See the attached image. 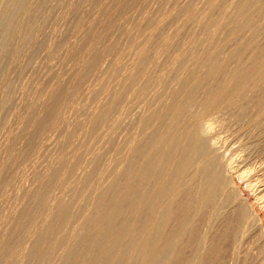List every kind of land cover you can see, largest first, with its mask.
I'll return each instance as SVG.
<instances>
[{"label": "bare ground", "instance_id": "bare-ground-1", "mask_svg": "<svg viewBox=\"0 0 264 264\" xmlns=\"http://www.w3.org/2000/svg\"><path fill=\"white\" fill-rule=\"evenodd\" d=\"M43 1L48 2H45V4ZM50 1L53 2L54 0ZM77 1L76 3H78ZM189 1L185 5L182 3L184 7L178 6L179 9L182 8L181 11L187 14V17L186 14L183 15V12H178L179 10L176 7L178 10H176L178 13L176 15H183L186 18L180 17L185 21L184 25L188 26L193 23L195 26H191L193 28L196 27L194 32L187 33V40L184 36L185 32L189 28L191 30L192 27L189 26L187 29L185 26L180 25L181 22L176 25L179 29H172L173 33H171L172 30L170 29L173 40H167L166 29L165 33H161L162 35L165 34L166 39L163 38L164 36L162 37L160 32H162L163 28L168 29V27H165L168 18H166L167 21L164 23L166 19L164 20L162 17H164L163 14H166V12L163 13L160 10H164L161 7L164 8L166 3L161 2L163 5H159L161 9L159 10L157 7V11H152L155 14L160 12V15H162L160 18L163 19H158L156 16L154 20L156 22L163 21V23L161 22L162 24L154 26L156 30H159L156 35L148 33L150 35L148 37L144 34L148 29L147 27H149L147 25L151 26L156 23L153 21L151 23L149 19H153L149 18V13L148 17L146 16L149 18L148 20L146 19L149 22H146V31H144V24H146L144 16V20L142 19L144 24L141 23L142 26L144 25V32L141 26L140 29H137V24L140 22L135 23V27L133 26L138 32L130 29L134 33H140L139 31H141L145 38L147 36L145 41H143V38L141 40L143 36L140 35L139 37V34L138 36L134 34L136 38L138 37L144 43H140L143 44L142 48L141 45L134 48L136 51L139 48L141 49L136 53L137 55L135 54L136 62H134L135 65H132L134 66L132 67L133 69L129 68L131 71L126 72L127 74L124 76L122 75L124 74L125 66H123L124 69L119 66L121 70L116 69L115 72H112L115 69L114 65H112L114 68L107 67L104 70L107 73L106 76L110 78H113L111 77L112 74L118 71H120L118 74L116 73L118 76L121 71L123 74L119 77V79H122H118L120 83H117L118 85L115 84L117 88L115 89L113 86L114 92L108 93L109 95L107 94L105 97L102 95L105 99L98 103L95 112L91 113V117L88 116L90 119L86 117V119H89V124L86 123L88 126L84 128L85 131L88 130L85 133L89 135L90 140L94 139L95 141L93 136L98 137L99 133L106 132L109 129V132H107L110 134V131L114 130L111 129L113 124L122 123L125 119L122 118L124 117L123 111L126 109L124 108L122 111L121 105L128 102H123L125 98L131 100L130 96L128 98L127 93L130 94L132 90V97L133 93L134 97L135 94H142L143 96V93L144 95L147 93L145 92L146 89L150 94L152 93L150 88L154 87L153 94L149 95L152 97L150 104L147 99H145L147 102L141 100L140 97L142 96L139 97L138 95L139 98L136 97L140 101L148 103V105L145 104L147 110H143L144 113L142 111V114H138L139 116L135 114L137 117L133 114L136 121L133 119L135 122L130 123L129 126L131 127L128 126L129 129L132 127L136 129L137 127L138 132H136L137 130L135 132L138 133V136H128L129 138L126 142H117V145L120 142L125 143L123 144V150L117 152L122 148V145L119 144L120 148L114 151L117 152L118 156L113 153L111 157H114V155L116 157L110 158L109 156L110 160L106 159V163H103L104 161L102 160L105 159L104 156L102 157V154L96 150V152L89 153L87 148H85V152L82 151L84 146H81L83 149L79 151L78 147L77 149H72L70 144L68 151H66V148L61 150L63 152H59V154L56 151L55 155L57 154V157H55L56 159L54 158L53 163L50 162L45 164L44 167L41 166L43 167L42 169L39 166L40 170L38 169L42 151H45L48 147L50 148L51 141L55 142V136H59L57 132L60 129L64 128V131L68 129L65 130L67 126H63L72 117L66 116V118L65 113L69 111L73 113L74 109L77 108L74 103L76 105L80 104V102H76L78 101V94L79 97L82 94L79 91L84 88L83 86L86 88V81L92 80L95 70L96 72L99 70H97L96 66L101 56L103 54L106 56L105 53L111 50L110 48L108 51L111 45V42H109L111 38L106 36L107 28L112 24H117L119 21L115 23V20H118V16H121L129 7L132 9L131 5L135 6L134 0H119L114 3L115 5H112L109 0H106L103 5L100 2L98 3L102 7L101 5H99L100 8L96 7L97 11L94 10L96 12L86 19L85 25H82L84 27L80 25L81 32H79L80 27H78L79 30L77 32L79 34L73 32V35H75L73 42L69 44L70 40L66 39L69 45L65 43L67 45L64 46L63 44L64 47L60 50L61 52L63 50V55H59V57L62 55V60L59 58L57 61L60 62H56L59 63L60 67L58 68H61L63 73H60L59 69H56L59 71L53 70L55 68L53 64L50 62L47 64L45 59L51 58L52 61V58H56L55 55L56 53L58 54L62 44L60 39L65 34L61 33L62 31L57 33L55 39L52 42L50 41V43L46 41L44 46L41 42L42 45H40L45 50V53L43 50L42 52L45 55L44 61H46L48 70H43L45 73L42 71L44 74L41 73L40 81H29V85L19 88V99H17L19 100V105L17 104L19 107L13 110V114L8 111L15 119L18 118L15 120L18 121L15 123L16 132H13L15 128L12 129L14 134L10 133V135H7L4 138L5 141L2 140L4 143L0 147V264H238V261L242 260L241 258L247 257L246 253H250L251 249L249 250L248 248L251 245L248 246L247 242L252 237L253 228L255 229L253 225L258 221L255 220L256 222L254 221L252 224L251 218L253 216L249 215V212L245 210H248V208L243 209V204L241 205L243 208L239 205L241 202L236 204L238 196L235 197L236 192L233 193V188L231 189L228 183V174L230 175L228 170L233 162L224 160L220 155L221 151L217 150V145L215 146V143L211 141L212 124L214 123L211 117L225 114L226 111L227 113L229 111V114H232L233 122L235 121L234 123L237 124L240 118L249 116V114L250 116L252 115L251 120L248 119L250 126H248L249 124L247 126L250 129H254V127L258 129L259 127L258 133L262 135V140H260V144L257 147L264 145V120L259 114L260 111H264V0H206V6L204 5L205 2H203L205 8L201 9L203 12L200 11L202 13L199 12V15L198 9L196 8L197 11H195L193 8L196 6V1H194V6ZM0 2V83L6 84L5 81L10 79V74L13 75V72L18 71V68L19 74L25 70V66L21 67V65L28 62L25 55L28 54V48H32L33 40H36V37L30 34L32 33L30 29L33 27L31 24L40 13L38 6L40 10L44 9V5H47L49 0H0ZM39 2L44 3H42V7L39 4L37 6ZM74 2L72 3L74 4ZM96 2L98 0L93 3ZM156 2L159 3L160 1ZM79 3H81V0ZM197 6L198 8L200 7L198 4ZM169 7L171 8V6ZM152 12L150 11V13ZM167 12L166 17L169 14L171 17L172 12ZM129 13L131 12L129 11ZM45 14L48 13L45 12ZM155 14H151V17H155ZM51 16L53 15L51 14ZM173 18H175L174 14ZM36 19L39 20L40 18ZM61 19H64L63 15ZM120 19H122V23L125 22L123 21V16ZM172 19L169 22L171 21V23L175 24L176 22H173ZM176 19L179 20L178 17ZM58 22L60 23V21ZM129 23L130 21H128ZM171 23H168V26ZM43 24L39 27L43 28ZM141 24H138V27ZM121 25L120 23L118 24L119 27ZM180 26L182 28L185 27L186 31L184 32L185 29H180ZM119 27L116 28L118 29ZM36 28L37 23L36 27L34 26V32L36 33V30L42 31L40 28L39 30ZM154 28L151 30L155 32ZM119 29L121 30L122 28L120 27ZM119 29L115 31L117 34L118 31L120 32ZM130 30L127 32L130 33ZM151 30L149 31L151 32ZM110 32H112L111 28ZM170 33L168 31V35ZM102 35L109 43L108 48L105 44L103 47L99 45L101 44L99 41L103 37ZM112 35H115V33ZM66 36L69 37L68 35L64 37L66 38ZM122 36L124 37L125 35L123 34ZM182 36L184 37L182 38ZM58 37L59 40L57 41ZM45 38L42 41L45 42ZM127 38L123 39H130V37ZM126 40L124 41L126 42ZM40 41L38 39V42ZM117 42L121 43L120 41ZM117 42L112 41V46L114 47V43L118 44ZM181 42L185 43L182 44ZM35 43L36 45H34ZM35 43L33 46L36 47L33 50L39 44ZM126 44L123 43L122 45L125 46ZM177 45L181 49L179 53L175 52ZM121 48L123 49L122 46ZM127 48H132V46L130 47L128 43ZM118 49L117 53L120 52ZM128 49L127 51L123 50L126 53L135 51H128ZM108 54L112 55L113 53ZM115 54L111 56L114 57L113 60H115ZM132 55L134 56V54ZM132 55L131 60H135L132 59ZM31 56L28 57L30 58ZM108 56L107 58L109 59L110 55ZM23 57L26 61L21 64ZM116 57H120L119 53ZM125 58H123V62ZM34 59L37 58L35 57ZM70 59H73V63L67 67V62ZM117 60H120V58ZM112 62L110 61L111 64ZM120 62H122V57ZM120 62L118 65H121ZM124 63L125 65L128 63L127 69L129 66L131 67L129 61ZM54 66L56 65L54 64ZM23 68L24 70H22ZM33 68L31 69L34 70ZM108 68H113L110 70L112 74ZM95 75L97 76V73ZM7 77L9 78L7 79ZM13 78L17 79V77ZM50 79L55 80H52L54 83L51 86L48 82L46 83ZM12 80L10 82L8 80V82L12 84ZM8 82L7 86H10ZM43 82L48 84L49 87H46L48 85L45 86ZM99 83H96L97 87L98 85L101 87V84H103ZM19 86L22 85L19 84ZM105 86L108 85L106 84ZM135 86L138 87L135 89ZM6 87H4L5 89L2 88V90L8 92L9 90ZM155 88L157 89L155 90ZM0 92V96L2 95V98H4L1 89ZM8 94L10 93L8 92ZM84 95V98H86V94ZM88 96L90 95L88 94ZM92 97L94 99V96ZM150 97H148V94L147 97L145 96L148 99ZM2 98L0 99L1 101H3ZM90 100L92 101V99ZM131 101L133 103H126L129 108L131 104L137 105L140 102L136 99L137 103L133 98ZM4 102L8 104L9 108L11 100L7 99L1 102V106L5 105L3 104ZM140 104L142 105L143 102H140ZM139 105L137 108H141V105ZM145 105H143L144 108ZM3 108L5 109V106ZM128 109L126 111L131 112V109ZM121 111L123 112L122 116ZM254 111L258 113L256 112L255 114ZM251 113H254V115ZM207 117H210V119H207ZM75 122L77 126L79 122ZM81 122L83 121L80 120V124ZM12 123L14 122L12 121ZM83 123L82 125L86 126ZM242 123L244 124V122ZM131 124L136 126L134 127ZM76 126L73 125L74 129ZM119 126L122 127L121 124ZM77 127L76 129L78 130ZM249 128L247 131H249ZM74 129L70 130V132L67 131L69 133L67 137L65 133L61 139L57 137L60 140L58 143L63 145V141L61 143L63 136L67 138L66 141L71 139L69 141L71 143L74 140L72 138L77 135V131ZM124 131L127 132L126 129ZM253 131L256 132V130ZM253 131L250 132V135ZM80 132L82 131L80 130ZM128 133H125V135ZM100 135L99 140L101 139ZM252 135L254 136V133ZM260 135H257L259 137L254 136L255 138L252 136V138L259 139ZM102 136L100 141H103L104 135L102 134ZM53 137L55 139H52ZM112 137L105 138L106 140L104 139L103 144L109 147L110 140H113L111 145L114 146L115 141ZM58 143L56 142L55 144ZM59 144L56 146H60ZM95 145L97 144L95 143ZM90 147L91 151L92 147ZM59 148L57 147L60 151L61 148ZM113 148H111L112 151L114 150ZM87 152L89 153L88 155L85 154ZM104 153L105 150L103 151ZM47 154L42 155L47 158ZM227 161H230V164ZM233 164L236 165L235 162ZM231 169L233 170V168ZM243 177L249 179L248 176ZM253 215L255 216V214ZM260 231L262 233L260 235H264L262 230L258 232L260 233ZM258 240V242H261L259 243L260 245L257 248H255L257 245H255L254 249L252 245L251 248L253 251L257 249L256 252L262 255L259 250L261 249L262 251V247H264L263 237L260 236ZM250 241L253 240L251 239ZM253 242L255 243V241ZM245 245L248 246L247 249ZM259 246L262 247L260 248ZM258 248L260 249L258 250ZM247 250H249V253ZM257 255L253 256L257 257ZM260 257L259 255L258 261H260ZM247 260L249 259L247 258ZM242 262L244 263L245 259ZM248 264H252L251 261Z\"/></svg>", "mask_w": 264, "mask_h": 264}, {"label": "rangeland", "instance_id": "rangeland-1", "mask_svg": "<svg viewBox=\"0 0 264 264\" xmlns=\"http://www.w3.org/2000/svg\"><path fill=\"white\" fill-rule=\"evenodd\" d=\"M57 2V4H56V2ZM70 1V2H69ZM67 0V3H66V0H54L53 2H51L50 0H49V3H47V5H44L45 7H43L44 9H41L40 10V8H39V6H38V4L40 5V7H42L43 6V4L45 3V2H48V1H43V2H39V3H37V6H38V9H39V11H40V13H39V11H38V15H37V17L36 18H40L39 20L38 19H36L35 18V20H34V22H32V24L31 25H33V27L30 29V32H34L35 30H33L34 29V26L36 27V23H37V28H38V30H39V28H40V30H42V31H37L36 30V33L34 32L33 34L32 33H30L31 35H33V37H36V40H35V42H37V43H39L37 46V48H35L34 50H37V51H34L33 50V48L34 47H36V46H33V44L35 43L34 42V40H33V43H32V48H28V54H26L25 56L27 57L26 59H28L27 61V63L25 62L26 61V59L23 57L22 59H21V64L23 63V62H25V63H23V65H21V67H24L25 68V70H24V68L22 69V70H24L21 74H19V68L17 69L18 71H14L13 72V75L12 74H10V79L13 81L12 82V84L14 85H12L11 83H9L11 80L10 79H8L9 77H7V79L9 80V82H8V80H6L5 82H6V84L5 83H3V84H5V85H3L2 83H0L1 84V86H2V88L3 89H5L4 87H6L7 86V82H8V84H10V86H7L6 87V89L7 90H9L8 92L10 93V94H8V92L7 91H3L2 90V88H1V86H0V89H1V91H2V94H3V97L4 98H2V95L0 96V99L2 98V100L3 101H6L7 99H10L11 100V102H10V104H9V106L11 107H9L8 108V104H6L5 102L3 103V104H5V105H2L1 106V102H3V101H1L0 100V108H3L4 106H5V109L3 108V109H0V147L2 146V143H4V141H5V139L4 138H6V136L7 135H10V133H15L16 132V128H15V123L16 122H18V121H15V120H17V119H15V117H13V115H10V114H13V110L15 109V108H18L19 106V100H17V99H19V88L21 87H26L27 85H29V81H32V82H37V81H40L41 79V75L42 74H44L45 73V71H43V70H48V68L46 67L47 66V64H48V62H50V63H52L53 64V67H55V68H53V70H56V69H59V70H56V71H59L60 73H63V70H61V68H58V67H60V65H59V63H56V62H60V61H57V60H59V58H61L60 60H62V52H63V50H62V52L60 51L61 49H63V47L64 46H66L68 43L69 44H71L72 42H73V40L75 39L74 37H75V35H73L74 33L76 34V32L79 30V32H81L82 31V29H81V27H84V26H82V25H85V23H86V19H88L91 15H93V13H95L96 11H97V8H100V6L99 5H103L104 4V2L106 1V0H98V2H96V3H93V2H95V1H97V0H81V3H79L80 2V0ZM75 1V2H74ZM76 1L78 2V3H76ZM117 1H119V0H109V2L112 4V5H115L114 3L116 2L117 3ZM121 1V0H120ZM124 1V0H123ZM156 1H160L159 3L158 2H156ZM181 1H183V2H181ZM185 1V2H184ZM189 0H134V4H135V6L134 5H131V8L132 9H130V7H129V9H127L121 16H118V20H115L116 22L115 23H117L118 21V23L117 24H112L111 26H109L108 28H107V32H106V36L108 37V38H111L110 39V41L109 42H111L110 44V46H109V43L106 41L107 39H105V37L103 36L104 35V33H102L103 35V37H101V39H100V41H99V43H101V44H99V45H102V47L104 46V44H105V46H107V48H108V46H109V49H108V51L110 50V48H111V50H110V52H108V53H113L112 55L111 54H108V53H105L106 54V56L103 54L102 56H101V60L99 59L98 60V63H97V72H96V70H95V72H94V74H93V78H92V76H91V78H92V80L90 79V80H87L86 82L87 83H85V85H86V88H85V86H83L82 88V90L81 91H79V93H81L82 92V94H80V97H79V94H78V101H76V102H80V104H78V105H76V103H74L75 104V106L77 107H75V106H73L74 108H76V109H74V112L72 113L71 111H69V112H66L65 113V117L66 116H68V117H72V118H70V120L68 121V123H66L63 127H65V126H67V127H65V130L66 131H64V128L61 130H59L57 133L59 134V136L57 135V133H56V135L57 136H55V138H56V140H55V142L53 141H51V143L53 144H50L51 146H53L52 148H51V146H50V148L48 147V149H46L45 151H42V154L43 155H46L47 153V158H46V156H43L42 154H40L41 156H40V158H39V162H38V169H39V166H40V169H42L43 167H44V165L45 164H47V163H53V161L56 159L55 157H57V154H59V152H63V151H61V150H63L64 148H66V151H68V149H70V147L72 148V149H77V147H78V149H79V151H80V149H85V148H87V151L90 153V152H93V151H97V152H99V153H101L102 154V157L104 156V158L105 159H102L104 162L103 163H106V159H109V156H110V158H115L116 156H118V154H117V152H120L121 150H123V148H124V146H123V144H125V143H121V142H126L127 141V139L131 136V137H137L138 136V133H136V132H138V130H137V127H136V129L134 128L133 129V127L132 128H130L129 129V127H131V126H129L130 125V123H133V122H135L136 121V118L135 117H137V116H135V114H142V113H144V111H146L147 109V107H146V105H148V103H144V101L145 102H147V100H148V102H149V104L152 102V97H150L152 94H153V92H154V87L152 88H150V91L152 92V93H148V90L146 91L145 90V92H147L146 93V95H144V93H143V96H142V94L141 95H139V97L140 96H142V97H140V99L141 100H144V101H140L138 98V95L137 94H135V97H134V93H133V97H132V90H131V92H130V94L129 93H127V96H128V98H129V96H130V98H131V100H132V98H133V100H135L136 101V99L138 100V101H140L141 103L143 102V104L141 105L140 104V102L138 103L137 101V105L136 104H129L130 105V108H129V106L127 105L128 104V102H129V100L130 99H128L127 100V98H125L124 100H123V102H125V101H128V102H126L125 104L128 106V108H127V106L123 103H121L122 105H121V110L123 111L124 110V108L127 110H130L131 109V112H129V111H126V110H124L123 112H124V114H123V112L121 111V116H122V114H123V116L124 117H122L123 119H121V120H123L122 121V123L120 122V123H118L117 125H115V124H113L112 125V127H111V129H114L113 131H110V134L108 133L109 132V130H107L106 132H103V133H99V134H101L100 136H101V139H102V134L104 135V138H103V141H100L98 138H99V134L97 135L98 137H94L93 136V138H95V141H94V139H92V140H90L91 138H89V135L88 134H86L85 132L86 131H88V130H86L85 131V128L88 126L87 124H89L88 123V121H89V119H90V115H91V113L93 114L94 112H95V110H96V108H97V105H98V103L99 102H101V101H103L105 98H103V97H105V95H107L108 93L109 94H111V92H114V90L117 88V85L120 83V82H118L119 80H121L122 78H120L119 79V77H120V75L121 74H123L122 73V71H121V74L119 73V76L117 75L118 74V72H120V71H118V72H116V73H113L112 74V72H115L116 71V69L117 70H121L122 68H123V66H125V69L123 70L124 71V74L122 75V76H124L125 74H127L128 72H130L131 71V69H129V68H132V67H134V66H132V65H135V63L134 62H136V58H134L135 57V54L137 53V52H139L140 51V49L142 48V46H143V44H140V43H144L143 41H145V39L147 38V36L149 37L150 35H148V33L149 34H152V35H156L157 33H158V29L156 30V28H154V26H157V25H159V24H162L163 23V21H158V19H161L160 17H162V15H160V12H166V14H168V12L167 11H169V13H171L172 11H174V12H172V14H171V17L173 18V14L175 15V18L176 17H178L179 18V20L178 19H176L175 20V18H171L170 17V14L169 15H167V17H166V14L164 13H161V14H163L164 15V17H162L164 20L166 19V18H168V21H167V19L164 21V23L167 21V23H165L166 25H165V27H168V29L167 28H163L162 29V32H160V34L162 33H165L166 31H167V33H165V34H167L168 35V31H169V33L171 32V30L173 29V30H175V28L176 29H179L176 25H179V23H180V25L181 26H185L184 25V20L183 19H181L182 17L181 16H183V15H185L186 13L185 12H183V11H181L182 10V8H180L179 9V5H180V7H184L183 6V4L185 5V3H187ZM193 1V2H192ZM194 1H196L195 3H194ZM202 1V2H201ZM51 2V3H50ZM61 2V3H60ZM69 2V3H68ZM72 2H74V4L72 3ZM92 2V3H91ZM101 3V4H99L98 5V3ZM103 2V3H102ZM137 2V3H136ZM145 2V3H144ZM148 2H149V4H148ZM166 3V4H164V8L163 7H161V6H163L162 5V3ZM178 2V3H177ZM190 3H191V5H193L194 6V4L196 5L195 7H193L194 9H195V11H197V9H198V15L200 14V13H202L203 12V10H201V9H204L205 8V6H206V0H190L189 1ZM198 2V3H197ZM203 2H205V6H203ZM43 3V4H42ZM71 3V4H70ZM90 3V4H89ZM132 3V4H133ZM143 3V4H142ZM177 3V4H176ZM183 3V4H182ZM193 3V4H192ZM0 4H1V2H0ZM46 4V3H45ZM49 4H50V6H49ZM68 4H70V5H68ZM78 4V5H77ZM80 4V5H79ZM84 4V5H83ZM93 4V5H92ZM161 4V6H159ZM170 4V5H169ZM197 4L200 6V7H203V8H198V6H197ZM42 5V6H41ZM53 5V6H52ZM97 5V6H96ZM102 5H101V7H102ZM49 6V7H48ZM60 6V7H59ZM65 6H68V7H65ZM76 6H78V7H76ZM82 8H81V7ZM152 6V7H151ZM169 6H171V8L169 7ZM51 7V8H50ZM61 7H62V9H61ZM97 7V8H96ZM142 7V8H141ZM159 7H161L162 9H164L163 11L162 10H160L161 8H159V10H160V12H159V14H158V12H156V14H155V12H152V11H157V9ZM173 7V8H172ZM176 7H177V9L179 10H177L176 9ZM66 8V9H65ZM76 8V9H75ZM84 8V9H83ZM88 8V9H87ZM91 8V9H90ZM96 8V9H95ZM141 10H140V9ZM154 8H156V9H154ZM171 9V11H170V9ZM197 8V9H196ZM37 9V10H38ZM49 9V10H48ZM80 9H82V10H84L83 12L80 10ZM90 9V10H89ZM92 9H93V12H92ZM135 11H134V10ZM200 9V10H199ZM66 10V11H65ZM70 10V11H69ZM71 10H73L72 11V13H71ZM76 12H75V11ZM88 11V12H86V11ZM94 10H96L95 12H94ZM178 12H183V13H181V14H183V15H180V13H179V15L180 16H178V15H176V14H178L177 13V11ZM44 12V14H43V12ZM78 11V12H77ZM91 11V12H90ZM129 11L131 12V13H129ZM149 11V12H148ZM150 11L152 12V13H150ZM200 11H202V12H200ZM45 12H47L48 14H45ZM65 14H64V13ZM75 12V13H74ZM129 13V16H128V13ZM136 12V13H135ZM176 12V13H175ZM200 12V13H199ZM75 15H74V14ZM78 13V14H77ZM86 13H87V15H86ZM92 13V14H91ZM139 13V14H138ZM148 13H149V18H152L153 20H151V19H149V18H147L148 17ZM153 13L155 14V17L153 18V17H151V14L153 15ZM51 14L53 15V16H51ZM70 14V15H69ZM85 14V16H83ZM144 14V15H143ZM43 15V16H42ZM48 15V16H47ZM55 15V16H54ZM57 15H58V17H57ZM60 15H61V17H60ZM62 15H63V18L64 19H61L62 18ZM66 15V16H65ZM132 15V16H131ZM158 15H160V16H158ZM46 16V17H45ZM70 16V17H69ZM79 16V17H78ZM80 16H82V17H80ZM123 16V21H125L124 23L126 24V26H125V24L124 23H122V19H120L121 17ZM143 16H144V19L146 20H150L151 21V23H152V21L153 22H156V21H154L155 20V18H156V16H157V18L158 19H156L158 22H156V23H153L151 26L150 25H147V23L146 22H148L147 20L145 21L144 19H143ZM147 16V17H146ZM45 17V18H44ZM52 17V18H51ZM128 17H129V20H128ZM141 17V18H140ZM172 19V21L174 22H176L175 24L174 23H171V21L169 22V20H171L170 18ZM181 17V18H180ZM184 17V16H183ZM186 17H187V14H186ZM44 18V19H43ZM50 20H49V19ZM58 18V19H57ZM126 20H125V19ZM137 18V19H136ZM185 18V17H184ZM48 19V20H47ZM53 19H54V21H53ZM56 19V20H55ZM67 19V20H66ZM143 19L144 20V22L146 23V24H144V23H142L143 22V20L141 21V20ZM163 19H161V20H163ZM186 19V18H185ZM46 20V21H45ZM85 20V21H84ZM120 20H121V22H120ZM130 21V23L128 24V21ZM140 20V21H139ZM182 20H183V22H182ZM58 21H60V23L58 22ZM65 21V22H64ZM83 21H84V24H83ZM135 21V22H134ZM45 23L46 24V26H45V24H43V23ZM49 22V23H48ZM53 22V23H52ZM58 22V23H57ZM127 22V23H126ZM138 22H140V23H138ZM162 22V23H161ZM178 22V23H177ZM43 24V28H44V30H43V28L42 27H39L41 24ZM51 23V24H50ZM65 23V24H64ZM73 23V24H72ZM79 23V24H78ZM82 23V24H81ZM120 23V25H121V23H122V25L120 26L122 29L120 30L119 28V26H118V24ZM135 23H138V24H144L145 25V29L143 28V26H142V24L141 25H139V27H138V24H137V29L139 28L140 29V26H141V29H142V31H143V29H144V31H146V27L147 26H149L150 27V29H149V27H147L148 29H147V34H146V32H144V34L145 35H147L146 36V38L144 37L145 35H142L143 33L141 32V31H139L140 33H134L135 31L136 32H138L137 31V29L136 28H134L135 26H136V24ZM149 23V22H148ZM150 23V24H151ZM168 23H171V24H169V26H168ZM35 24V25H34ZM40 24V25H39ZM60 24V25H59ZM75 24H77V25H75ZM133 24V25H132ZM156 24V25H155ZM174 24V25H173ZM48 25H49V27H48ZM52 27H51V26ZM56 25V26H55ZM64 25V26H63ZM68 25V26H67ZM80 25H81V27H80ZM147 25V26H146ZM172 25V26H171ZM188 25V24H187ZM191 25H194L193 23H190L188 26H185L187 29L189 28V26H191ZM45 26V27H44ZM132 26V27H131ZM134 26V27H133ZM180 26V29H185L184 30V32L186 31V28L185 27H181ZM195 26V25H194ZM57 27H59V28H57ZM71 29H70V28ZM78 27H80L79 29H78ZM116 27H119L118 29L120 30V32L118 31V34H117V32H115V31H117L118 29L116 28ZM125 27H126V30H125ZM128 27V28H127ZM154 28L156 31V33L154 32V31H152L153 29L152 28ZM163 27H164V25H163ZM170 27V28H169ZM174 27V28H173ZM192 27V26H191ZM36 28V29H37ZM42 28V29H41ZM48 28V29H47ZM110 28H111V31L112 32H110ZM116 28V29H115ZM124 28V29H123ZM196 27H192L191 28V30H190V28L185 32L186 34L184 35L185 36V38L188 36L187 35V33L188 32H194V29H195ZM51 29V30H50ZM77 29V30H76ZM133 30V31H131V30ZM136 29V30H135ZM152 29V30H151ZM165 29H166V31H165ZM171 29V30H170ZM48 30H49V32H48ZM69 30V31H68ZM130 30V33L129 32H127V31H129ZM149 30H151V32L149 31ZM173 30H172V32L171 33H173ZM190 30V31H189ZM47 31V32H46ZM55 31V32H54ZM56 31H58V32H56ZM62 31V32H61ZM149 31V32H148ZM164 31V32H163ZM196 31V30H195ZM51 32V33H50ZM63 33V34H65V35H68L69 37H67L66 36V38L64 37V36H62L61 38L62 39H60L61 41H62V44L60 45V48H59V51H58V54L56 53V55H55V57L56 58H52V61H51V58L48 60L47 58L45 59V55H43L45 52V50H44V43H46V41L47 42H49L50 43V41L52 42L54 39H55V37L57 36L56 34L57 33ZM74 32V33H73ZM79 32H77L78 34H79ZM115 33V35H112V34H114ZM133 32V33H132ZM152 32H154V33H152ZM44 33V34H43ZM67 33V34H66ZM111 33V35H112V37H110L111 35H109ZM170 33V35H166V38H167V40H170V39H172L173 40V36H172V34ZM35 34H37V35H35ZM40 34V35H39ZM72 34V35H71ZM119 34H124L125 36H127L128 38L130 37V41H132V42H130L129 40H126V39H123V38H127V37H123L122 35H119ZM134 34H137V36H138V34H139V37H140V35L141 36H143V37H141V40H143L142 42H141V40L140 39H138V37L136 38V35H134ZM161 34V35H162ZM164 34V35H165ZM190 34V33H189ZM42 35H43V37H42ZM46 35V36H45ZM151 35V36H152ZM164 35H162V37L164 36ZM187 35V36H186ZM73 36V37H72ZM116 36V37H115ZM170 36H172V37H170ZM184 36H182V38L184 37ZM42 37V38H41ZM46 37V38H45ZM52 37V38H51ZM116 39H115V38ZM118 37H120L121 38V40H119V39H117ZM44 38H45V42L44 41H42V40H44ZM50 38V39H49ZM102 38H104V39H102ZM113 38H114V40H113ZM127 38V39H128ZM143 38V39H142ZM163 38H165V36L163 37ZM165 38V39H166ZM169 38V39H168ZM38 39H39V41L40 42H38ZM47 39V40H46ZM66 39H68V40H70V42H68L67 43V41L68 40H66ZM123 39V40H122ZM188 38H186V40H187ZM59 40V37H58V39H57V41ZM109 40V39H108ZM124 40H126V42L128 41V43L130 44V47L132 46V48H127L128 47V43L126 44V42L124 41ZM135 40V41H134ZM136 40H140L139 42L138 41H136ZM185 40V39H184ZM64 41V42H63ZM103 43H102V42ZM112 41L113 42H117V41H120L122 44L123 43H125L126 45V48L128 49V51H136V49H134V48H136V47H140V45H141V48H137L138 50L134 53H131V52H129L131 55L132 54H134V56L132 55V59H135V60H131V55H127V54H129V53H126V51H127V49L125 48V46L124 45H122L121 43H118V44H115L114 43V47L112 46L113 45V43H112ZM122 41H124V42H122ZM133 41H134V43H133ZM43 43V46H41L42 45V43ZM104 42H106V43H104ZM136 42H138V43H136ZM65 43H67L66 45H65ZM182 44L183 43H185V42H181ZM41 44V45H40ZM63 44H64V46H63ZM68 44V45H69ZM134 44H136V45H133ZM34 45H36V43L34 44ZM39 45H40V47H39ZM46 45V44H45ZM123 47V49H125L126 51L124 52V50L121 48V46ZM185 45V44H184ZM115 46H117V47H115ZM180 46H182V45H180ZM118 47H119V49H118ZM115 48V49H114ZM121 48V49H120ZM40 49V50H39ZM117 49H118V51H120V52H118L119 53V56L120 57H116L117 56ZM177 49H178V51H177ZM31 50H32V52H31ZM42 50H43V52H42ZM176 51V53L178 52H180L179 50H181L180 49V47L178 48V45L176 46V49H175ZM34 51V52H33ZM39 51V52H38ZM30 52V53H29ZM36 52V53H35ZM124 52V53H123ZM174 52V51H173ZM38 53V54H37ZM42 53V54H41ZM116 53V54H115ZM120 53H122V54H120ZM34 56H33V55ZM37 54V55H36ZM40 54V55H39ZM60 54H62L60 57H59V55ZM114 54L116 55L115 56V60H117L118 58H120V60H117L116 62H112V61H115V60H113V58L114 57H111V56H114ZM32 55V56H31ZM108 55H110V58L108 59L107 57H109ZM137 55V54H136ZM28 56H31L30 58L28 57ZM43 56V57H42ZM79 56H80V54H79ZM103 56H105V57H103ZM127 57V58H129V59H127V58H125V57ZM33 57V58H32ZM37 58V59H34V58ZM40 57V58H39ZM121 57H122V62H123V58H125V60L127 59L128 61H129V63L131 64V67L129 66L128 67V69H127V65H128V61L126 60H124V62H126L127 64L125 65V63L123 64L122 62H120L121 61ZM39 58V59H38ZM105 58V59H104ZM33 59V60H32ZM43 59V60H42ZM44 59L47 61V64H46V61H44ZM56 59V60H55ZM103 59V60H102ZM111 59V60H110ZM71 60V59H70ZM70 60H68V66L67 67H69L72 63H73V59L70 61ZM112 62V64L110 63V61ZM42 63H41V62ZM101 63H100V62ZM133 61V62H132ZM55 62V63H54ZM121 63V65L119 64L118 65V63ZM132 62V63H131ZM37 63H38V65H37ZM40 63V64H39ZM100 63V64H99ZM108 63H110L109 65H108ZM114 63V64H113ZM115 63H117L116 65H115ZM31 64V65H30ZM54 64L56 65V66H54ZM102 64V65H101ZM129 64V65H130ZM26 65H27V67H26ZM45 65V66H44ZM106 65V66H105ZM112 65H114L115 66V69H113L114 67L112 66ZM35 66V68H33ZM39 66V67H38ZM43 66H44V68H43ZM116 66H122L121 67V69H120V67L118 68H116ZM107 67H113L112 69L114 70H112L111 68L109 69L108 68V70H109V72H110V70H112V72H110L111 74H112V76L111 77H113V78H110V77H108V76H106L107 75V73L104 71V70H106L107 69ZM26 68H28V69H26ZM31 68H33L34 70H32ZM31 69V70H30ZM102 69V70H101ZM133 69V68H132ZM36 70V71H35ZM32 71V72H31ZM34 71V72H33ZM38 71V72H37ZM42 71L44 72V73H42ZM100 71V72H99ZM104 71V72H103ZM99 72V73H98ZM108 72V71H107ZM108 72V73H109ZM127 72V73H126ZM33 73V74H32ZM42 73V74H41ZM97 73V76L95 75ZM109 73V74H110ZM16 74V75H15ZM108 74V75H109ZM115 74V75H114ZM17 75H20V76H17ZM25 75V76H24ZM62 75V74H61ZM99 75V76H98ZM102 75V76H101ZM114 75V76H113ZM17 77V79H14L13 77ZM33 78H32V77ZM101 76V77H100ZM121 76V77H122ZM19 77H21V78H19ZM39 77V78H38ZM96 78V81L94 82V80H95V78ZM107 78L109 81H110V83H109V81L107 82L106 80H105V78ZM116 77H117V80H116ZM30 78V79H29ZM35 78V79H34ZM37 78V79H36ZM90 78V77H89ZM110 78V79H109ZM22 79V80H21ZM35 81H34V80ZM102 81H101V80ZM112 79H114V80H112ZM119 79V80H118ZM17 80V81H16ZM20 80V81H19ZM27 80V81H26ZM53 79H50V80H47L46 81V83L48 82V84L51 86V85H53V81H55V80H53ZM116 80V81H115ZM14 81H16L15 83H14ZM52 81V82H51ZM91 81H93V82H91ZM97 81H99V82H101V83H103V84H101L102 86V89L104 88V89H106V90H102V89H100L101 87L98 85V87H97V84L96 83H99V82H97ZM106 81V83L104 84V82ZM114 82V84H113V82ZM20 82V83H19ZM32 82H30V83H32ZM18 83V84H17ZM25 84V86H23V84ZM43 83H45V82H43ZM44 84L45 86L46 85H48V84ZM52 83V84H51ZM90 83V84H89ZM118 83V84H117ZM19 84L20 85H22V86H19ZM91 84H92V86H91ZM100 84V83H99ZM108 85V86H105V85ZM112 84V85H111ZM115 84H117L116 86H115ZM49 85L48 86H46V87H49ZM96 85V86H95ZM111 87H110V86ZM137 85H139L138 83H137ZM17 86H18V88H17ZM44 86V87H45ZM113 86L115 87V89L113 88ZM11 87H13L12 88V90H11ZM88 87V88H87ZM94 87V88H93ZM138 86H135V89L137 88ZM160 87V86H159ZM17 88V89H16ZM98 89L97 90V92L99 91H101L100 92V94H99V92L97 93L96 92V89ZM109 88V89H108ZM148 88V89H149ZM87 89H89L90 90V92L92 93H90V92H88L87 91ZM114 89V90H113ZM153 89V90H152ZM157 88H155V90H156ZM161 89V88H160ZM83 90H84V92H83ZM92 90V91H91ZM93 90H95V91H93ZM108 90V91H107ZM109 90H110V92H109ZM113 90V91H112ZM133 90H134V88H133ZM87 91V92H86ZM149 91V92H150ZM159 91H161V90H159ZM15 92V93H14ZM104 92H106L105 94H104ZM1 93V92H0ZM12 93H14L13 95H12ZM17 93V94H16ZM93 93H95V94H93ZM99 94V95H97V94ZM103 93V94H102ZM16 94V95H15ZM83 94H86V98H84L85 97V95L83 96ZM88 94L90 95V96H88ZM108 94V95H109ZM129 94V95H128ZM147 94H148V97H150L149 99H151V100H149L148 98H145V96L147 97ZM102 95H103V97H102ZM150 95V96H149ZM13 96H14V99H13ZM82 96V97H81ZM92 96H94V99H93V97ZM98 96V97H97ZM126 96V97H127ZM12 97V98H11ZM89 97H91L90 99H92V101L90 100V99H88ZM95 97H96V99H98V100H96L95 99ZM100 97V98H99ZM136 97H138V98H136ZM102 98V99H101ZM136 98V99H135ZM142 98H144V99H142ZM79 99H81V100H79ZM145 99H147V100H145ZM13 100V101H12ZM89 100V101H88ZM96 102H94V101ZM130 100V102H132ZM82 102H84V103H82ZM87 104H86V103ZM129 102V103H130ZM16 103V105H14ZM89 103V104H88ZM133 103V102H132ZM13 104V105H12ZM18 104V105H17ZM73 104V105H74ZM82 104H83V106H82ZM91 104V105H90ZM95 104V105H94ZM141 106H140V105ZM146 104V105H145ZM6 105H7V107H6ZM12 105V106H11ZM81 105V106H80ZM89 105H90V107H89ZM140 106L141 108H137V106ZM143 105H145V108H144V106ZM79 106V107H78ZM85 106V107H84ZM124 106V107H123ZM126 106V107H125ZM89 107V108H88ZM95 107V108H94ZM133 108H135L133 111H132V109ZM7 109V110H6ZM9 109V110H8ZM78 109V110H77ZM137 109V110H136ZM77 110V111H76ZM81 110V111H80ZM139 110V111H138ZM144 110V111H143ZM5 111H6V113H5ZM8 111H9V113H8ZM17 111H19V109H17ZM87 113H86V112ZM94 111V112H93ZM143 111V112H142ZM12 112V113H11ZM71 112V113H70ZM76 112V113H75ZM77 112H79V113H77ZM90 112V113H89ZM137 112V113H136ZM140 112V113H139ZM142 112V113H141ZM256 112L257 111H254V113L256 114ZM264 111H260L259 112V114H260V116H262V119L264 120V113H263ZM22 113V112H21ZM86 113V114H85ZM130 113V114H129ZM132 113V114H131ZM230 112L228 111V113H227V111L225 112V114L223 115V114H220V115H222V116H220V115H218V116H210L211 118H213L212 119V121L214 122L213 124H212V131H211V133H212V142H214L215 143V146L218 148L217 150H219V151H221L220 152V155L223 157V159L224 160H231L233 163L235 162V164L236 165H234L233 163V167H232V164L230 165V169L231 168H233V170H232V172H231V170L229 169L228 170V172L230 173V175L228 174V183H229V187L231 186V189L233 190V193H235V197H237L236 199H237V201H236V204H237V202H238V204L241 206L242 204H243V206H244V208L243 209H245L246 207L248 208V210L247 209H245L247 212H249V215H252L253 216V218H251L252 219V221H251V223L253 224L254 223V221L256 220V221H258L257 223H255V225H253V226H255V229L253 228V232H252V237L250 238V240L252 239L253 241H255V243L253 242V241H248L247 242V245L249 246V245H253V249H254V246L255 245H257V246H255V248H257L258 247V245H260L259 243H261V242H258L259 240V238H260V236L261 237H263V240H264V235H260V234H262L261 233V231H260V233L258 232L259 230H262V232H263V234H264V145L262 146L263 147V149H262V147H257V146H259V142H260V140H262V135H260V133H258L259 131H258V129H259V127H258V129H257V127H254V129L253 128H249L248 126H250V121L249 120H251V118L253 117L252 115V117L250 116V114H249V116H244V117H242V118H240V120H242V121H240L239 120V123H237V124H235L234 122H233V119H232V114L230 115L229 114ZM254 113H251V114H253L254 115ZM258 113V112H257ZM70 114V115H69ZM81 114V115H80ZM89 114V115H88ZM133 114H134V116H133ZM230 116H229V115ZM258 114V115H259ZM263 114V115H262ZM2 115V116H1ZM5 115H7V116H5ZM80 115V116H79ZM87 115V116H86ZM130 115V116H129ZM132 115V116H131ZM227 115V116H226ZM79 116V117H78ZM83 116V117H82ZM88 116H90V117H88ZM139 116V115H138ZM19 117V116H18ZM75 117H77V118H75ZM82 117V118H81ZM86 117H88L87 119H86ZM210 117H207V119H210ZM245 117H247L246 118V120H247V122H245L246 120H245ZM248 117H250V118H248ZM67 118V117H66ZM84 118V119H83ZM216 118V119H215ZM11 119V120H10ZM14 119V120H13ZM135 121H134V120ZM231 119H232V121H231ZM249 119V120H248ZM77 121V122H79V123H77L78 125V127L76 126V122L75 121ZM80 120L81 121H83V122H81V124H80ZM129 121L128 123H127V121ZM7 121H8V123H7ZM12 121L14 122V123H12ZM86 121V122H85ZM220 121V122H219ZM71 122H72V124L73 125H75L77 128H78V130L76 129V127H75V129H74V127H73V125L71 124ZM219 122V123H218ZM241 122H244V124L242 123L241 124ZM263 122V121H262ZM3 123V124H2ZM82 123L83 124H86V126H83L82 125ZM221 123V124H220ZM247 123V124H246ZM5 124V125H4ZM11 124H13V125H11ZM121 124V126L123 127H120L119 125ZM122 124H124V125H122ZM136 124V123H135ZM228 124V125H227ZM249 124V125H248ZM3 125V126H2ZM9 125V126H8ZM12 127H11V126ZM70 125H72L71 127H70ZM132 125V124H131ZM235 125V126H234ZM237 125V126H236ZM243 125H246V126H243ZM248 125V126H247ZM8 126V127H7ZM70 128H69V127ZM114 126V127H113ZM125 126V127H124ZM129 126V127H128ZM132 126H136V125H132ZM233 126V127H232ZM242 126V127H241ZM11 127V128H10ZM79 127H81L80 129H79ZM83 127V128H82ZM85 127V128H84ZM241 127V128H240ZM247 128V129H245V128ZM11 129V131H10V129ZM15 128V130L13 131L12 129H14ZM89 128V127H88ZM87 128V129H88ZM118 128V129H117ZM123 129V134H122V132H121V130ZM236 128V129H235ZM248 128H249V131H247L248 130ZM256 128V129H255ZM72 129H74L75 131H77L76 132V134L78 135H80L82 132V135H75L72 139H74V140H72L71 141V143L69 142V141H66L67 140V136H68V134L69 133H67V131H69L70 132V130L72 131ZM121 129V130H120ZM124 129H126V131L127 132H125L124 131ZM131 129H132V131H131ZM80 130L82 131V132H80ZM137 130V131H136ZM253 130H256V132H254ZM13 131V132H12ZM79 131V132H78ZM103 131V130H102ZM105 131V130H104ZM120 133H119V132ZM136 131V132H135ZM245 131V132H244ZM253 131V133H254V136L255 137H259V136H257V135H260L261 137V139L259 138H256V139H253V138H255L252 134L250 135V132H252ZM62 132V133H61ZM112 132V133H111ZM117 134H116V133ZM129 132V133H128ZM134 132H135V134H134ZM249 132V133H248ZM9 133V134H8ZM13 133V134H14ZM61 133V134H60ZM64 133H65V138H64V136H63V139L61 140V143H62V141H63V145H65V146H63V145H61V144H59L58 142H60V140L59 139H61L62 138V135H64ZM104 133H106V134H104ZM109 134V136H113L112 138L114 139V141H115V145H117L116 143L117 142H119V141H121L120 143H118V147L117 146H113V145H111V143L113 144V140H110V139H112V138H110L109 140L111 141V143H110V146L108 147L107 145H105V144H103V142L106 140L105 138H109V136H108V134ZM125 133H128L127 135H125ZM248 133V134H247ZM257 135H256V134ZM67 134V135H66ZM84 134V135H83ZM133 136H132V135ZM215 134V135H214ZM53 135H55V134H53ZM88 135V136H87ZM122 135V136H121ZM251 137H250V136ZM85 136H86V139H85ZM129 136V137H128ZM248 136V137H247ZM252 136H253V138H252ZM59 139H58V138ZM77 137V138H76ZM82 137H83V139H82ZM90 137H92V136H90ZM54 137L52 138V139H55ZM78 138H81V139H78ZM126 138V139H125ZM75 139H77V140H75ZM91 141H89V140ZM105 139V140H104ZM120 139V140H119ZM242 139V140H241ZM2 140H4L3 142H2ZM81 140V141H80ZM84 140V141H83ZM122 140H124V141H122ZM246 140V141H245ZM258 141V142H256V141ZM66 143H65V142ZM100 141V142H99ZM58 143L60 146H56V145H58V144H55V143ZM67 142H68V145H67ZM84 142H85V145H84ZM90 142V143H89ZM94 144H93V143ZM65 143V144H64ZM75 143V144H74ZM88 145H87V144ZM95 143L99 146H97V145H95ZM99 143V144H98ZM72 145V146H70V147H68L69 145ZM74 144V145H73ZM81 144V145H80ZM83 144V145H82ZM102 144V145H101ZM119 144H121L122 146V148L120 149V150H118L119 148H120V145ZM257 144V145H256ZM79 145V146H78ZM87 145V146H86ZM91 145H94V146H91ZM232 145V146H231ZM56 146V147H55ZM62 146H63V148H62ZM81 146L83 147V148H81ZM91 148V151H90V149H89V147ZM97 146V147H96ZM114 148H113V147ZM57 147H60L59 149H60V151L57 149ZM68 147V148H67ZM94 147V148H93ZM117 147V148H116ZM55 148V150H53ZM103 148V149H102ZM108 148V150H106ZM110 148V149H109ZM111 148H113L114 150L112 151L111 150ZM224 148V149H223ZM246 148V149H245ZM82 150V151H85L86 152V149L85 150ZM94 149V150H93ZM100 149V150H99ZM261 149V150H260ZM105 150V155L103 154V151ZM115 150H118L117 152H114ZM228 150V151H227ZM47 151V152H46ZM49 151V152H48ZM52 151V152H51ZM54 151V152H53ZM56 151H57V154L55 155V153H56ZM81 151V152H82ZM95 151V152H96ZM109 151V152H108ZM218 151V152H219ZM44 152H46V153H44ZM64 152H65V150H64ZM85 153L86 155H88L89 153ZM109 153V154H108ZM113 153H116L117 155L115 156L114 155V157L112 156L111 157V155L113 154ZM49 154H51V155H49ZM259 155V156H258ZM49 156H50V158L51 157H53V158H49ZM229 156V157H228ZM44 158V159H43ZM55 158V159H54ZM226 158V159H225ZM45 160H48V161H45ZM52 160V161H51ZM110 160V159H109ZM42 163H41V162ZM44 161V162H43ZM108 161V160H107ZM227 163L228 164H230V161H227ZM257 163V164H256ZM43 164V165H42ZM238 164V165H237ZM242 165V166H241ZM253 165V166H252ZM41 166H43V167H41ZM239 166V167H238ZM236 167V168H235ZM238 167V168H237ZM247 167V168H246ZM251 167V168H250ZM39 169V170H40ZM235 169V170H234ZM237 169V170H236ZM251 169V170H250ZM261 173V174H260ZM239 174V175H238ZM244 174V175H243ZM248 174V175H247ZM242 175V176H241ZM250 175V176H249ZM262 175V176H261ZM243 176H248L249 177V179H250V181H249V179H247V177L246 178H244ZM240 177V178H239ZM262 178V179H261ZM237 179H239V180H237ZM258 179V180H257ZM231 183V184H230ZM249 186H248V185ZM250 186H252L251 188H250ZM235 190V191H234ZM248 190V191H247ZM234 195V194H233ZM239 200V201H238ZM259 201V202H258ZM246 203V205H245V203ZM258 203V204H257ZM260 203V204H259ZM262 204V205H261ZM7 205V204H6ZM238 205V206H239ZM261 206V207H260ZM260 208V209H259ZM250 210H251V212H250ZM251 213V214H250ZM253 214H255V216L253 215ZM255 218V219H254ZM255 221V222H256ZM258 225V226H257ZM259 229V230H257V229ZM256 232V233H255ZM250 242H252V243H250ZM264 242V241H263ZM250 243V244H249ZM254 243V244H253ZM247 245H245L246 246V249H247ZM251 246H250V248H248L249 250L251 249V251H250V253H249V250H247L248 251V253L249 254H247L246 253V255H247V257H243V258H241L242 260H239L238 262L240 263V264H245L247 261L248 262H250L251 261V263L253 264V262H254V264H260L261 262V264H264L263 262H264V247H262V251H261V247L260 248H258V250L260 251V252H262V255H261V253L260 254H258L259 252H256V250L257 249H255L254 251L252 250V248H251ZM252 252V253H251ZM253 252H254V254H253ZM252 254V255H251ZM258 254V255H257ZM253 255H257V257L256 256H253ZM259 255L261 256L260 258V261H258L259 259ZM244 256V255H243ZM248 256H250V257H248ZM251 256H253V257H251ZM247 258L249 259V260H247ZM254 258V260H252V259ZM256 258V259H255ZM245 259V262L243 263L242 261ZM251 259V260H250ZM247 260V261H246ZM263 260V261H262ZM253 261V262H252ZM257 261V262H256ZM248 262L246 263V264H248ZM238 263V264H239Z\"/></svg>", "mask_w": 264, "mask_h": 264}]
</instances>
